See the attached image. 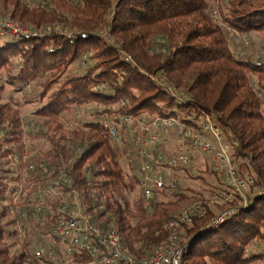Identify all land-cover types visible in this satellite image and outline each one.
I'll return each instance as SVG.
<instances>
[{
  "label": "trees",
  "instance_id": "1",
  "mask_svg": "<svg viewBox=\"0 0 264 264\" xmlns=\"http://www.w3.org/2000/svg\"><path fill=\"white\" fill-rule=\"evenodd\" d=\"M215 1L218 22L207 0H0V17L7 15L41 33L8 39L0 34V128L6 126L0 157L32 155L35 149L25 152V136L30 143L49 144L47 151L22 163L19 173L0 168V200L18 184L29 197L36 185L46 184L37 172L26 173L29 163L38 166L44 160L56 173L65 169L63 194L75 192L84 213L100 227L113 228L122 251L137 262L164 248L172 216L197 202H202L205 215L183 226L188 252L180 264H252L264 259L249 252L255 242L264 245V197L256 196L217 229L207 226L217 212L237 202L211 208L201 193L179 186L173 193L154 192L146 208L129 139L122 136L113 144L97 124L67 128L62 121L75 108L98 104L134 117L205 113L235 143L239 172L264 187V63L239 58L227 34L229 28L264 40V0ZM78 62L85 69L69 72ZM158 81L183 91L186 104L177 103ZM31 87L39 89L37 134H25L18 109L4 101L6 88L21 94ZM211 175L206 167L192 179L204 183ZM60 202L45 208L44 224L28 228L16 252L7 227L23 210L31 216L34 203L0 205V264H58L38 262L28 247L35 234L51 236L52 214ZM52 239L61 264H97L86 253L63 256Z\"/></svg>",
  "mask_w": 264,
  "mask_h": 264
},
{
  "label": "built area",
  "instance_id": "2",
  "mask_svg": "<svg viewBox=\"0 0 264 264\" xmlns=\"http://www.w3.org/2000/svg\"><path fill=\"white\" fill-rule=\"evenodd\" d=\"M211 16L218 22L216 11L212 12ZM7 32L16 37H37L41 34L16 24L9 16L0 22V34ZM227 32L237 45H248L250 42L248 35H239L229 28ZM125 60L130 62V56H126ZM157 84L177 103L186 104L187 97L183 91L161 81ZM255 90H258L257 86ZM77 117L78 120L85 118L84 124L99 125L113 144H119L122 136L129 139L146 208L150 207L154 192L173 193L183 181L193 183L192 178L206 167L219 188L211 195L210 203L220 207L237 202L236 207L220 211L207 226L210 229L220 227L232 218L238 209L248 208L256 196L264 197V188L256 187L253 178L239 172L238 164L233 159L235 143L228 140L218 124L205 113L134 117L98 104L94 109L77 113ZM22 128L25 134L38 131V128L26 130L23 125ZM3 138L5 130L0 128V140ZM27 160L26 156L13 153L6 158L0 157V168L9 165L19 173L20 165ZM27 172H37L48 182L36 185L31 197L25 196L22 186L18 184L14 192L6 199L0 200V205L5 206L34 203L31 216L24 210L21 211L12 224L13 229L8 230L11 240H19L22 243L28 228L44 224L41 216L45 208L60 199L57 212L52 214L51 236L60 245L63 256L77 252L86 253L97 264H180L188 252L183 244L186 236L183 226H189L194 218H202L205 215L202 202L176 212L169 222L170 232L164 248L146 261L137 262L122 251L121 237L113 228L100 227L84 213L81 200L75 192L63 194L60 185H65L68 181L65 169L56 173L55 169L47 168L44 160H40L38 166L29 163ZM257 189L259 191L248 199L247 196ZM28 253L38 262L61 264L53 249L41 243L30 245Z\"/></svg>",
  "mask_w": 264,
  "mask_h": 264
},
{
  "label": "rangeland",
  "instance_id": "3",
  "mask_svg": "<svg viewBox=\"0 0 264 264\" xmlns=\"http://www.w3.org/2000/svg\"><path fill=\"white\" fill-rule=\"evenodd\" d=\"M207 2L209 3L210 9H211V13L216 11L217 13V17H219L218 14V4L216 3L215 0H207ZM224 5V3H222ZM222 5V6H223ZM5 17H8L7 15H2L0 17V22L2 19H4ZM49 31V30H48ZM237 33V32H236ZM227 34H229L227 32ZM240 35V34H239ZM12 36L11 33L7 32L4 34V37L6 39L10 38ZM229 36V35H228ZM251 43H249L248 45H245L244 43H242L241 45H237L234 42V39L229 37V44H230V48L233 51V53H235L236 55H238L239 58H248L250 59L252 62L257 63V64H263L264 63V40L259 37L256 36L254 34H251ZM107 40H109L110 43H113V41L111 40L110 37H107ZM85 69V65L82 64L81 62H78L76 64H74L71 67V70L69 72L71 73H81L83 70ZM251 84L253 87L256 86L255 80H251ZM255 85V86H254ZM39 92V89L36 88H27L26 90L23 91V93L21 94H17L15 92L12 91V89L10 88H6L5 93H4V101L7 103H10L13 107H16L19 111L20 114V118L22 121V125L23 127L26 126V130H33L35 128H38L37 132H33L32 134H37L38 132H40L41 130V123L40 120L34 115V111L39 107V105L35 102V95ZM32 101L31 103H25L26 101ZM96 105H90V106H85L82 108H75L72 110L71 115L69 117L63 118L62 121L64 122V124L67 126V128H77V127H81L84 122L86 121V119H81L78 120L77 118V113H80L81 111L87 110V109H94ZM6 127V126H4ZM3 127V129H4ZM25 152H29L33 149H35V152H32V155L29 153V155H25L26 158L30 159L31 156H34L35 154H38L40 152H45L49 149V144L44 141H36L33 143H30L29 140L27 139V137L25 136ZM121 165L122 167L127 170V166H126V161L122 160L121 161ZM11 166H3V170H8L10 169ZM1 176H4L3 173L0 174ZM206 182H200V181H194L193 183H187L186 181H183L180 184V189H190L192 192L194 193H201L203 195V197L208 201L209 205L211 206V208H213L214 206L210 203L211 200V195L217 191L218 185H216L214 178H205ZM264 188V187H261ZM259 190L257 189L256 191L251 192L247 198L250 199L255 193H257ZM219 212H217L216 214H218ZM13 229V225L12 223L10 225H8L7 230H12ZM30 242L31 245L36 246L37 244L41 243L44 246H47L49 248H54V240L52 239V237L50 235H40V234H35L33 236L30 237ZM14 243L12 251L16 252L18 250H20V241L19 240H11V243ZM250 253H257V254H262L264 256V245L258 242H255L252 246L251 249H249ZM252 264H264V259L259 260L255 263Z\"/></svg>",
  "mask_w": 264,
  "mask_h": 264
}]
</instances>
